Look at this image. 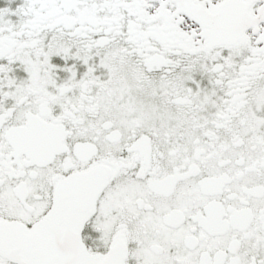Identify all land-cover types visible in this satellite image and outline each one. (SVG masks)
Segmentation results:
<instances>
[{
  "label": "snow or ice",
  "instance_id": "snow-or-ice-1",
  "mask_svg": "<svg viewBox=\"0 0 264 264\" xmlns=\"http://www.w3.org/2000/svg\"><path fill=\"white\" fill-rule=\"evenodd\" d=\"M0 264H264V0H0Z\"/></svg>",
  "mask_w": 264,
  "mask_h": 264
}]
</instances>
